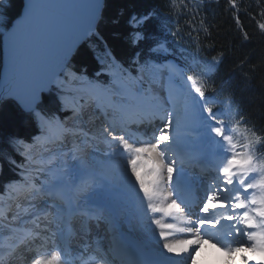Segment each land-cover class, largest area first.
Listing matches in <instances>:
<instances>
[{
	"label": "snow or ice",
	"instance_id": "1",
	"mask_svg": "<svg viewBox=\"0 0 264 264\" xmlns=\"http://www.w3.org/2000/svg\"><path fill=\"white\" fill-rule=\"evenodd\" d=\"M7 3L8 0H0V6ZM172 3L175 4V0ZM229 4L232 9L238 8L236 0H229ZM103 6L104 0H58L51 4L29 0L23 16L6 32L7 39L15 42L34 23L38 9H51L58 14V43L51 71L39 78L29 77L23 83L18 82L17 56L13 52L8 84L0 88V107L16 102L23 112L39 119L43 132L36 138L35 145L25 149L29 166L24 168L22 180L9 185L7 197L0 195V203L4 205L0 208V230L7 229L9 233L0 238V264H5V260L8 264L19 260H24L25 264L28 261L31 264H74L62 227L66 216L79 212L88 221L99 222L104 219V210L79 209L73 205V200L86 198L97 187L115 180L130 187L140 218L160 229V252L168 254L165 256L168 264H190L209 241L229 255L248 251L264 253V160L257 156L258 151H264L257 148L264 145V130H259L261 134H258L254 126L240 128L241 123L247 124V121L239 112L233 115L229 109L223 114L213 108L217 101L208 94L212 87L209 74L219 60L201 62L205 67L200 72L192 66L185 69L175 63L159 61L158 57L168 53V49L158 37L147 34L146 30L158 15L154 10L130 13L127 18V38L131 46L139 49L149 39L155 45L149 46L148 59L138 51L132 57L134 70L124 71L113 57L106 71L112 74L111 69H121L113 83H86L85 94L95 98V107L105 120L98 136L92 139H99L110 150L105 153L107 159L102 163L91 161L89 149L98 151V145L85 139L83 147L74 144L67 152L53 150L39 167H32L35 164L32 150L36 146L63 144L68 136L88 137V133L46 116L39 105L44 90L55 85L59 77L62 76L64 82H84L83 77L72 70L70 54L81 37L94 34V28L103 17ZM236 21L239 25V16ZM114 22L119 23L118 19ZM258 27L264 31V22L258 23ZM244 37L248 38L247 32ZM157 79L161 88L167 82L166 96L157 89ZM83 99L81 96L77 101L71 92L62 93L61 103L72 112L73 121L82 118ZM225 119L233 120L236 127L230 130ZM157 121L154 130L141 133V129ZM237 131L243 134L241 141L232 134ZM202 134L214 150L207 162L198 165L201 177L207 179L203 195H199L193 192L185 174V165L192 166L191 158L183 152L177 158V153L182 135ZM15 142L21 143L19 138H15ZM121 164L122 175H118ZM33 172H39L43 179L33 177ZM188 196L192 199H187ZM37 200L46 205L39 211L34 210L32 203ZM156 213L180 219L186 215L192 217L187 221L188 227L179 229L190 234L189 237L170 239L171 234L164 229H174L175 225L162 223L155 218ZM28 215L34 218L22 219ZM221 220L230 227L223 237H218L213 230ZM28 223L33 227H26ZM114 243L119 247L118 242ZM26 251L34 255L25 256ZM45 254L47 258H41ZM76 259L80 264H110L111 257L107 249L85 243ZM126 264H159V261L129 259Z\"/></svg>",
	"mask_w": 264,
	"mask_h": 264
},
{
	"label": "trees",
	"instance_id": "2",
	"mask_svg": "<svg viewBox=\"0 0 264 264\" xmlns=\"http://www.w3.org/2000/svg\"><path fill=\"white\" fill-rule=\"evenodd\" d=\"M236 3L238 8L232 9L229 0H175V4L172 0H106L97 34L80 46L70 62L71 68L86 71L93 79L91 72L98 65L92 54H102L104 43L122 66L129 64L136 51L148 59L145 44L139 49L130 45L126 22L130 13L154 10L158 15L146 30L147 34L155 35L165 29L168 45L188 67L200 72L205 67L201 62L220 61L209 74L212 85L209 90L219 83V92L226 90L239 78L245 83L241 89L244 103H232L229 109L233 115L239 112L247 121V124L241 123L240 128L254 126L261 134L259 130H264V31L259 29L258 23L264 22V16H261L264 0H236ZM22 9L23 0H8L6 7L0 8V16L8 19L4 28L20 15ZM170 32L175 34L170 35ZM244 32L248 34L247 39ZM46 98L50 96H43L42 104L46 103ZM24 116L11 102L0 107V179L3 181L15 177L7 160L12 155L13 141L24 139L32 132V123ZM226 122L230 130L236 127L233 120ZM232 134L237 141L243 139L239 131ZM257 148H264V145H257ZM257 156L264 160V151H258Z\"/></svg>",
	"mask_w": 264,
	"mask_h": 264
},
{
	"label": "bare ground",
	"instance_id": "3",
	"mask_svg": "<svg viewBox=\"0 0 264 264\" xmlns=\"http://www.w3.org/2000/svg\"><path fill=\"white\" fill-rule=\"evenodd\" d=\"M57 23L58 17H54L51 14H48L45 19H42L40 15H36L34 23L31 25L27 33L21 36L17 41L12 42L7 39V34L4 36V57H3V70L0 79V88L9 80L11 75V57L13 52L16 53L17 56V81L23 83L27 78H39L43 74L50 72L55 57V48L58 43V35H57ZM14 27V26H13ZM77 46V45H76ZM75 50V49H73ZM74 51H72L73 53ZM71 53V54H72ZM70 54V56H71ZM23 55V56H22ZM21 56V58H19ZM19 58V59H18ZM62 79V76L58 78L55 85L59 84ZM7 85V84H6ZM5 85V86H6ZM54 85V86H55ZM51 87V86H50ZM49 88V87H48ZM46 88V89H48ZM45 89V90H46ZM44 90V92H45ZM79 90V89H78ZM81 91V90H80ZM85 112V111H84ZM86 112L83 115L82 123L86 122L87 124V115ZM86 116V117H84ZM101 116V115H100ZM96 123H100L101 125L98 126ZM94 124V128L87 131V127H91L90 124L87 126L85 125H78L76 129H80L86 133H88V137L81 136V141L77 143L75 138H70L67 142L69 146L72 148L74 144H82V141L85 139H89L92 144L98 145V151H91L89 149V159L94 162H103L107 159L105 145L99 139H92L93 136H98L99 131L101 130L102 125H104L105 120H98ZM69 128H75L73 126H69ZM199 136L193 135V137H181L182 146L186 147L189 145L187 141L193 142V145H189L190 148L195 146L196 141H205L206 138L202 134L199 139ZM201 138V140H200ZM66 141V140H64ZM36 143L32 144L35 145ZM31 145V146H32ZM47 153L50 154L53 150L58 151V149H50L49 147L45 148ZM69 150V149H68ZM67 150V151H68ZM66 151V152H67ZM40 150L33 148L32 155L38 154ZM209 157H203V160L207 162ZM38 161H35V164L32 167H39ZM29 166V165H28ZM123 165H120V169L118 175H122ZM119 182L118 180L105 183L103 186L97 187L93 190L84 201L88 204L94 203L95 206L102 207L104 212L110 216H113L114 222L117 228V240L119 245L122 244L124 247L121 251L123 254L134 258H140V250L143 249L141 247H137L138 245H144L145 247L155 251L160 252V241L154 244L151 240L155 238H159V231L160 229L154 225L153 229H150V223H148V227H146L147 220L142 219V222L138 224V222L134 221L133 217V210L134 212L138 213L137 205L132 195H128V190H124L119 186H115V183ZM114 186L117 190H114ZM119 187V188H118ZM121 188V189H120ZM204 188H201L200 191H203ZM9 192L2 194L3 196L7 197ZM1 195V194H0ZM123 196H128L130 200L135 204L134 208L132 209L127 202L124 200ZM131 196V197H130ZM3 205V203H0ZM4 206V205H3ZM46 205L38 204L35 206V211H39L41 208L45 207ZM136 206V207H135ZM139 215V213H138ZM121 216V217H119ZM157 216H161L160 220L164 224H174V229H164V231L169 232L171 234L170 239H184L188 238L190 234L186 232L179 231L180 228H186L189 225L187 221L192 219V217L184 216L183 219L178 218L177 216H165L163 213L162 215L155 214V218ZM165 219H163V218ZM140 218V216H139ZM141 219V218H140ZM158 219V218H157ZM168 222V223H167ZM122 224V225H121ZM119 227L124 230L118 232ZM157 232V233H156ZM152 234H155L152 236ZM71 248V247H70ZM72 249V248H71ZM258 252V251H257ZM257 252H253L254 257H249V262L251 264H263V262L255 261ZM71 257L74 258L73 252L71 250ZM233 255V256H232ZM243 253H232L231 255L227 254L219 245L213 246L212 243L204 244L198 253L195 254L194 259L190 262V264H241V260L244 258ZM80 263V262H79ZM31 264V262H29Z\"/></svg>",
	"mask_w": 264,
	"mask_h": 264
},
{
	"label": "rangeland",
	"instance_id": "4",
	"mask_svg": "<svg viewBox=\"0 0 264 264\" xmlns=\"http://www.w3.org/2000/svg\"><path fill=\"white\" fill-rule=\"evenodd\" d=\"M0 8H4V6H3V7L0 6ZM26 9H27V8H26ZM25 11H26V10H25ZM24 13H25V12H24ZM24 13H22V14H24ZM22 14H21V16H23ZM21 16H20V17H21ZM18 21H19V20H18ZM18 21H17V22H18ZM17 22H16V23H17ZM16 23H15V24H16ZM12 28H13V27H12ZM6 34H7V33H6ZM4 36H5V34H4ZM82 39H83V37L80 38V40H82ZM80 40H79V41H80ZM79 41H78V43H79ZM78 43H77V44H78ZM74 49H75V48H74ZM73 51H74V50H73ZM113 72H114V71L112 70L111 73H113ZM157 83H158V82H157ZM66 85H67L66 83H63V81H60L59 84H57V85H55V86L53 85V86H51L52 88H51V87H49V88L52 89V90H55L56 92L59 91V90L63 91L64 93L71 92V93L74 95V97L76 96L77 93H81V92H80V89H82V90H86V88H85L86 85H83V84L80 85V86L78 87L79 90L76 89V91H75V88H74V90H71V91H70V89H69L70 86H73V85H74L73 83H69V85H67V86H66ZM74 87H77V85H74ZM49 88H48V89H49ZM57 88H58L59 90H58ZM46 91H47V89L45 90V92H46ZM63 92H60V95H62ZM60 98H62V97H60ZM77 98H79L78 94H77ZM79 100H80V98H79ZM84 117H86V116H84ZM81 124H82V120L78 123V125L80 126ZM79 126H77V127H79ZM88 126H89V125H88ZM90 126H91V125H90ZM93 126H94V124H92L91 127H87V131H89V130H91L92 128H94ZM68 127H69V126H68ZM74 127H75V126H74ZM77 127H75V128H77ZM190 137H193V136H190ZM73 138H75V136H74ZM77 138H80V141H81L82 138H81V136L75 138V140L77 141V143H79V142H78L79 140H77ZM68 139H69V137H68ZM198 139H199V137H198ZM200 140H201V138H200ZM36 149H38L37 146H36ZM68 149H69V148H68ZM70 149H71V147H70ZM70 149H69V150H70ZM38 150H40V152L42 151L41 149H38ZM69 150H68V151H69ZM40 152H39V153H40ZM46 152H47V151H46ZM39 153H38V154H39ZM38 154H35V155H33V156H34V157H35V156H38ZM45 154H46V153H43L42 155H45ZM35 161H36V160H35ZM118 181H119V180H118ZM115 186H119V187H121V188L124 189V190H128V191H129V192H128V195H132V196H133V194H132V192H131V190H130V187L126 186V184L121 183V182L119 181V182H116V183H115ZM119 187H118V188H119ZM121 188H120V189H121ZM130 197H131V196H130ZM39 205H40V204H39ZM157 214L162 215V213H157ZM156 218L160 219L161 216H157ZM162 218H163V217H162ZM163 219H165V218H163ZM148 223H149V222L147 221L146 227L149 226ZM167 223H168V222H167ZM147 225H148V226H147ZM150 225H151V224H150ZM154 225H155V224H154ZM150 229L152 230L153 228L150 227ZM156 233H157V232H156ZM158 233H159V232H158ZM243 254H244L245 257L241 260V264H251V262H249V257H250V256H251L252 258L254 257L253 252L248 251V252H246V253L243 252ZM232 256H233V255H232ZM255 261H257V262H263V264H264V253H261V252L258 251V252H257V256H256Z\"/></svg>",
	"mask_w": 264,
	"mask_h": 264
},
{
	"label": "water",
	"instance_id": "5",
	"mask_svg": "<svg viewBox=\"0 0 264 264\" xmlns=\"http://www.w3.org/2000/svg\"><path fill=\"white\" fill-rule=\"evenodd\" d=\"M24 2L26 5H28L29 0H24ZM33 2L37 3V4H51V3L58 2V0H33ZM104 5H105V0H104ZM103 10H104V6H103ZM48 14H51L54 17H58V14L54 10H51V9H38L36 12V15H40L42 19H45V17ZM99 22H98V24H99ZM97 25H96V27H97ZM96 27L94 28V30L96 29Z\"/></svg>",
	"mask_w": 264,
	"mask_h": 264
}]
</instances>
